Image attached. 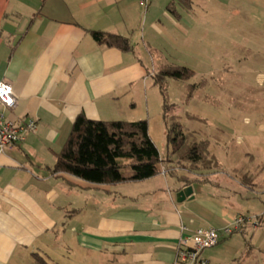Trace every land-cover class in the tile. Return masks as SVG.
<instances>
[{"label": "crops", "instance_id": "crops-1", "mask_svg": "<svg viewBox=\"0 0 264 264\" xmlns=\"http://www.w3.org/2000/svg\"><path fill=\"white\" fill-rule=\"evenodd\" d=\"M141 1L0 0V81L15 97L5 115L36 123L0 154V264H36L35 255L46 264H173L181 224L219 229L235 216L246 218L237 233L201 257L208 264H264V190L256 182L264 165L226 167L216 156L219 168L187 171L200 181L186 185L169 175L166 157L154 176L114 185L53 172L79 114L149 123L151 99L161 114L154 70L182 58L222 59L216 6ZM93 30L127 37L132 51L96 42ZM253 56L264 60V51ZM181 66L204 79L211 72ZM188 185L193 197L178 202L176 193Z\"/></svg>", "mask_w": 264, "mask_h": 264}, {"label": "rangeland", "instance_id": "rangeland-1", "mask_svg": "<svg viewBox=\"0 0 264 264\" xmlns=\"http://www.w3.org/2000/svg\"><path fill=\"white\" fill-rule=\"evenodd\" d=\"M202 3L217 7V18L224 28L218 35L222 59L216 57L201 62L182 58L181 62H176L195 70L205 67L211 72L205 87L193 90L189 99L185 91L187 84H198L204 77L193 72L190 79L170 80L168 92L176 104L171 113L177 115L187 130L193 133L200 130L202 135L198 137L209 139L210 151L223 165L254 171L264 165V71L259 70L264 66L259 65L264 60L253 56L255 52L264 51V0H202ZM193 4H196V0H193ZM208 12L211 13V10ZM236 49L239 51L237 61L234 60ZM159 107L151 99L149 133L161 157L165 158L168 148ZM188 114L196 118H187ZM218 114L220 119L217 118ZM243 117H250L249 125L243 123ZM218 129L223 132L216 136ZM256 182L257 191L264 190V169Z\"/></svg>", "mask_w": 264, "mask_h": 264}, {"label": "trees", "instance_id": "trees-1", "mask_svg": "<svg viewBox=\"0 0 264 264\" xmlns=\"http://www.w3.org/2000/svg\"><path fill=\"white\" fill-rule=\"evenodd\" d=\"M177 1L182 6H190V0ZM91 36L108 47L121 51L133 49L129 39L120 34L93 30ZM193 74V70L172 63L159 66L151 74L153 85L161 96V119L168 148L166 160L161 158L149 135L147 119L102 121L90 120L79 114L56 153L53 172L68 174L92 185H114L150 178L160 171V164L165 160L174 163L168 170L169 175L186 185L200 179H191L187 172H179L183 167L194 172L219 168L218 158L210 151L209 139L187 130L177 115L171 113L176 104L169 96L170 80L190 79ZM206 82L205 78L198 84H187L186 98L191 97L193 90L203 89ZM187 118L196 116L188 114ZM248 176V173L242 174L245 180ZM35 262L46 264L38 255H35Z\"/></svg>", "mask_w": 264, "mask_h": 264}, {"label": "built area", "instance_id": "built-area-1", "mask_svg": "<svg viewBox=\"0 0 264 264\" xmlns=\"http://www.w3.org/2000/svg\"><path fill=\"white\" fill-rule=\"evenodd\" d=\"M146 4V0L140 2ZM15 106V97L10 84L0 81V154L22 138V135L36 129L33 119L22 122H14L9 119L5 112ZM244 216H235L225 226L215 228L190 229L187 225L181 224V232L184 234L179 241L176 258L173 264H208V261L201 257V252L217 245L224 237L237 231Z\"/></svg>", "mask_w": 264, "mask_h": 264}, {"label": "water", "instance_id": "water-1", "mask_svg": "<svg viewBox=\"0 0 264 264\" xmlns=\"http://www.w3.org/2000/svg\"><path fill=\"white\" fill-rule=\"evenodd\" d=\"M192 198V187L190 185L183 187L176 193V200L178 202L183 201L185 198Z\"/></svg>", "mask_w": 264, "mask_h": 264}]
</instances>
